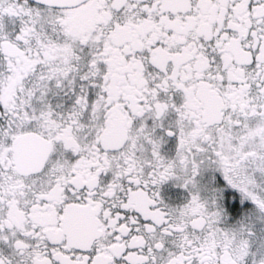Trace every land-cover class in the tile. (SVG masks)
<instances>
[{
    "label": "snow or ice",
    "instance_id": "6c2138e0",
    "mask_svg": "<svg viewBox=\"0 0 264 264\" xmlns=\"http://www.w3.org/2000/svg\"><path fill=\"white\" fill-rule=\"evenodd\" d=\"M0 264H264V0H0Z\"/></svg>",
    "mask_w": 264,
    "mask_h": 264
}]
</instances>
